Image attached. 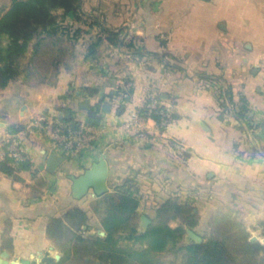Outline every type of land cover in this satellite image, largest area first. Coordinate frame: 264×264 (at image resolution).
<instances>
[{"label":"crops","instance_id":"0c3cea01","mask_svg":"<svg viewBox=\"0 0 264 264\" xmlns=\"http://www.w3.org/2000/svg\"><path fill=\"white\" fill-rule=\"evenodd\" d=\"M10 3L0 0V15ZM53 13L67 29L43 34L35 50L34 41L29 44L27 71L0 88V128L58 115L65 104L74 120L83 121L85 109L78 104L89 100L86 87L101 95L120 86L124 104L105 98V129L81 160L68 158L50 172L43 155L51 152L48 143L33 136L27 140L30 168L14 175L0 170V255L33 262L47 252L52 264H78L75 240L65 236L72 228L64 221L61 233L50 221L78 206L101 227L103 215L92 210L86 195L71 197L69 175L82 173L102 154L111 160L109 187L135 178L139 221L143 214L152 216L154 201L196 189L198 223L184 226L185 242L193 239L190 232L201 238L216 218L238 213L250 236L264 244V0H80L76 14ZM103 48L107 57L98 51ZM219 86L247 98L250 127L227 101L220 106ZM147 100L173 117L164 128L146 118L144 135L127 137L121 123ZM137 166L162 169L149 175ZM84 261L96 264L93 256Z\"/></svg>","mask_w":264,"mask_h":264},{"label":"trees","instance_id":"16d2710c","mask_svg":"<svg viewBox=\"0 0 264 264\" xmlns=\"http://www.w3.org/2000/svg\"><path fill=\"white\" fill-rule=\"evenodd\" d=\"M79 6L80 0H11L10 5L2 9L0 15V88H4L20 73L18 59L27 51L30 42L34 41L35 50L43 34H53L59 28L67 29L60 25L53 11L62 9L63 15L76 14ZM97 44L98 41L89 45L88 55H93ZM201 79L212 80L204 76ZM84 90L89 95V107L85 110L86 116L83 121L90 126L100 124L103 115L102 103L105 98L108 101L116 99L119 106L124 104V91L120 86H113L112 89L106 88L101 95H98L99 89L97 88L86 87ZM100 96L103 98L100 99ZM216 97L222 108H225V101H227L231 105L233 115L250 127L248 101L244 95L237 96L230 86H219ZM60 109L63 111L61 110L58 116H61L63 120L72 124L80 122L71 117L72 110L69 104L63 105ZM64 109L70 111V116H65ZM145 111L143 106L138 113L145 115ZM165 115L173 117L166 110ZM149 117L158 122L161 115L152 113ZM10 128L14 130L20 127L11 126ZM107 162L111 164V160L108 159ZM30 165V162H24L19 169H29ZM160 169H162L160 166L136 167V171L146 172L149 175L157 174ZM0 170L8 175H14L15 172L14 168L6 162H0ZM121 183L115 185L112 194H105L106 202H104L103 216L100 221L105 235L86 238L76 236L79 243L75 251L83 256V261L85 257L93 256L96 264H159L156 256L161 252L171 251L175 254L180 253L178 264H264V244L258 240H251L246 234L230 233L231 228L228 227L227 219H215L217 228L214 234L201 236L200 241L189 238L188 242L182 243L184 227L182 225L171 227L168 222L178 218L186 227L194 228L197 225L198 214L194 211V203L199 194L196 189L184 190L181 194L154 201L153 214L147 216L152 221L151 225L141 231L132 227L129 236H124L125 240H131L133 243L144 246L141 248L119 246L116 234L129 227L137 215L139 205V200L134 194L137 190L133 187L136 183L135 178L125 177ZM195 184L199 185L197 181ZM96 210H99L98 206ZM89 214V210L71 206L62 217L51 218L50 228L53 227L55 231L61 230L63 233V222L65 221L72 229L85 226V230H89L87 228L89 226H86L90 219ZM220 224L223 226L218 229ZM69 230L67 229L66 232Z\"/></svg>","mask_w":264,"mask_h":264},{"label":"built area","instance_id":"2783aa9c","mask_svg":"<svg viewBox=\"0 0 264 264\" xmlns=\"http://www.w3.org/2000/svg\"><path fill=\"white\" fill-rule=\"evenodd\" d=\"M144 108L145 115L137 112L126 117L121 123L127 137H142L146 130L144 121L150 118L152 113L161 115L160 120L156 122L157 126H167L169 118L156 100L148 101ZM104 129L105 126L101 123L98 126H90L84 121L72 124L58 115H40L14 130L10 127L0 128V162H6L14 170H18L24 162H31L32 153L27 140L33 136L45 139L51 152L81 160L86 151L96 147L95 143ZM174 146L180 152L185 150L181 142L175 141Z\"/></svg>","mask_w":264,"mask_h":264},{"label":"water","instance_id":"95a60500","mask_svg":"<svg viewBox=\"0 0 264 264\" xmlns=\"http://www.w3.org/2000/svg\"><path fill=\"white\" fill-rule=\"evenodd\" d=\"M103 96H100L102 99ZM78 107L80 109H88L89 100L85 98L79 102ZM110 106L107 103H102L103 112H107ZM122 108H119V112ZM65 116L69 115V110L64 111ZM45 159V167L48 171L54 172L63 162L68 159L67 155H59L53 152L43 153ZM108 176H109V166L106 157L102 154L98 159L92 162L87 168L83 170L82 173L78 175H69L71 180L70 185V195L75 200L82 199L88 192L92 191L94 195H102L107 193L110 189L108 185ZM150 223V219L146 215L140 216V225L143 229ZM190 232V231H189ZM100 235H105L103 230L99 231ZM191 237L195 241H200L201 238L192 234ZM4 258V260H2ZM8 255L5 252H2L0 255V264H52L55 260L54 257L48 256L47 252L43 253L40 257L35 258L33 262L28 260L13 259L8 261ZM3 261V262H2Z\"/></svg>","mask_w":264,"mask_h":264},{"label":"rangeland","instance_id":"374dc122","mask_svg":"<svg viewBox=\"0 0 264 264\" xmlns=\"http://www.w3.org/2000/svg\"><path fill=\"white\" fill-rule=\"evenodd\" d=\"M33 42V41H32ZM32 42H30L32 44ZM30 44V45H31ZM99 52H101L102 55L104 56H108V51L106 49H99L98 50ZM97 51V52H98ZM115 53V51H114ZM117 53V52H116ZM110 54V53H109ZM120 61V60H118ZM114 62V61H113ZM28 63H29V60L27 59V56L26 55H22L19 59H18V64H19V72L22 73V74H25V72L27 71L28 69ZM118 63V62H117ZM19 73V74H20ZM122 182V181H121ZM120 182V184H122ZM119 184V185H120ZM109 185V183H108ZM115 185L117 184H111L110 183V189L107 193H104L102 195H99L101 196V198L99 199H93V193L92 191L88 192L86 194V197H85V200L88 201L90 203V207L92 208V210L97 214V215H100L103 213V206H104V202L105 201V197L106 195L105 194H112L113 191H114V187ZM133 187L137 188L136 184L133 185ZM133 190H135L134 188H132ZM135 196L138 198V195H140L139 193V190H135ZM103 196V197H102ZM141 198V196H140ZM90 200V201H89ZM79 202H82V201H79ZM96 206L99 207V210H96ZM227 219V221H229V225L228 227L231 228V232L230 233H235V234H246L247 236H249V238L251 240H253V236H250V233L249 231H247L245 225L242 223L241 219H240V214L236 213H230V217L229 216H223V217H219L218 219ZM180 222L182 223V221L180 219H172L170 220L168 223H169V226L171 227H175V225ZM88 223V224H87ZM86 223V226H92V231L91 230H85L84 227L83 228H80V229H72V231H68L65 233V236H69L70 239H74L75 240V249L77 247V244L79 243L76 238V236H85L84 238L88 237V236H104V235H100L98 232H97V228L99 227V225L97 224V221H92L90 222L89 220L87 221ZM151 221L150 223L147 225V227L149 225H151ZM221 223V222H220ZM179 225H182L183 227L185 226L183 223L182 224H179ZM221 226H223V224H220V226L218 227V229L221 228ZM132 227H135L138 231H141L143 230V227L140 225V221H139V213L137 212V215L136 217L134 218V220L131 222V224L129 225L128 228L124 229L123 231L119 232L116 234V236L118 237V245L119 246H122L124 248H129V247H133V248H141L143 247L144 245L142 244H139V243H133L131 240H125L124 239V236H129V232H130V228ZM99 228H102V227H99ZM217 228V223L214 224L210 231H206V234L205 236H208L210 234H214V231H216L215 229ZM208 234V235H207ZM185 236V235H183ZM255 240V239H254ZM185 242L184 238L182 239V243ZM79 254V253H78ZM157 259L159 260V264H178L180 262V253L178 254H175L171 251H164V252H161L160 254H158L157 256ZM94 258V257H93ZM95 259V258H94ZM77 260V263L78 264H86L84 261H83V256H81L80 254L78 255V259ZM93 260V259H92ZM90 260V261H92Z\"/></svg>","mask_w":264,"mask_h":264}]
</instances>
